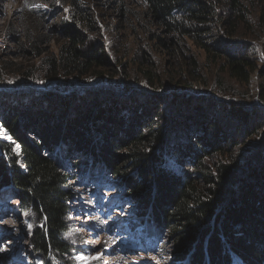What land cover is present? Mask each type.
<instances>
[{
  "label": "trees",
  "instance_id": "obj_1",
  "mask_svg": "<svg viewBox=\"0 0 264 264\" xmlns=\"http://www.w3.org/2000/svg\"><path fill=\"white\" fill-rule=\"evenodd\" d=\"M142 1L138 22L175 73L157 77V59L144 52L145 89L0 90V191L28 215L30 248L44 264H55L52 255L73 264L79 249L70 215L80 173L118 190L133 205L135 226L150 225L162 240L168 234L181 264H264V118L257 113L264 98L231 104L192 88L202 70L193 48L218 74L249 84L260 49L252 28L256 12L264 27V0ZM73 4L75 23L61 29L49 64L85 77L109 60L94 17ZM110 5L126 14V0ZM163 78L183 87L158 89Z\"/></svg>",
  "mask_w": 264,
  "mask_h": 264
},
{
  "label": "rangeland",
  "instance_id": "obj_2",
  "mask_svg": "<svg viewBox=\"0 0 264 264\" xmlns=\"http://www.w3.org/2000/svg\"><path fill=\"white\" fill-rule=\"evenodd\" d=\"M75 1L94 17L97 38L106 48L104 52L109 60L94 74L85 77L53 70L49 64V59H57L59 54L64 37L61 29L65 23H75L72 18ZM107 3L108 0H0V84L5 86H0V90L26 85L38 91L57 86L65 89L62 92L80 88L82 93L86 88L99 86L128 87L132 91L145 89L147 86L139 68L140 54L144 52L157 59L156 64L161 67L156 72L157 77L166 71L167 75L175 73V67L167 62L169 59L165 58L164 52L159 48L152 50L154 43L147 39L138 22L143 1L126 0V14L119 13L116 6L108 7ZM256 15L252 29L258 36L256 45L260 49H257L256 57L259 63L248 85L237 83L226 74H218L216 67L206 61L204 53L193 48L202 63V70L192 88L202 96L241 105L260 102L264 98V27L259 26L257 12ZM50 38L53 40L49 41ZM32 42L36 43V48L29 47ZM162 81L163 86L158 89L183 87L176 86L169 78ZM257 113L264 118V112ZM4 133L0 124V138ZM15 150L20 152L18 145ZM124 152L126 154L127 150ZM80 160L83 163V159ZM90 177L80 173L74 185L78 202L73 203L75 212L70 215L73 220L71 240L79 249L72 255L73 264H181L173 255L174 246L169 242L168 234L162 240V235L150 225L135 226L133 205L121 200L120 192L114 187L100 184V177ZM5 201L8 206L4 205ZM10 201L8 192H0V261L41 264L30 248L29 217L17 208L18 200ZM155 238L159 239L158 243ZM51 259L55 264H61L54 255Z\"/></svg>",
  "mask_w": 264,
  "mask_h": 264
},
{
  "label": "bare ground",
  "instance_id": "obj_3",
  "mask_svg": "<svg viewBox=\"0 0 264 264\" xmlns=\"http://www.w3.org/2000/svg\"><path fill=\"white\" fill-rule=\"evenodd\" d=\"M83 97V96H82ZM2 225V223L0 222V226ZM5 237V236H4ZM2 256H3V254H2ZM0 264H12V263H10V261H0Z\"/></svg>",
  "mask_w": 264,
  "mask_h": 264
},
{
  "label": "snow or ice",
  "instance_id": "obj_4",
  "mask_svg": "<svg viewBox=\"0 0 264 264\" xmlns=\"http://www.w3.org/2000/svg\"><path fill=\"white\" fill-rule=\"evenodd\" d=\"M78 259L85 260L86 261L87 258H85V257H78ZM96 259H99V257H96Z\"/></svg>",
  "mask_w": 264,
  "mask_h": 264
}]
</instances>
